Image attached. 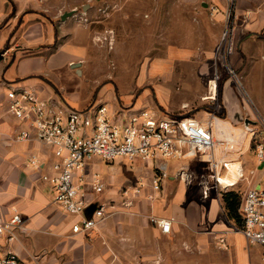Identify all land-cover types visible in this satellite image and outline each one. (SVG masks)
<instances>
[{
  "label": "crops",
  "instance_id": "obj_1",
  "mask_svg": "<svg viewBox=\"0 0 264 264\" xmlns=\"http://www.w3.org/2000/svg\"><path fill=\"white\" fill-rule=\"evenodd\" d=\"M167 2L172 1L158 0V7L152 8L150 0H127L126 9L114 17L116 34L125 28L132 49L142 43L144 51L164 50L153 56L145 53L138 61L136 75H131L129 64L128 68L121 64L127 69L121 67L115 77L125 72L131 77H185L186 72L191 77L195 73L181 67L213 64L226 22L227 2ZM213 2L217 9L212 12L208 3L211 6ZM77 5L70 0H0V51H7L0 58V217L8 219L17 209L26 227L15 241L8 243L1 238L0 244L13 250L22 264H264L263 246L249 243L241 226L228 218L222 196L225 190H235L243 197L250 188L264 189V160H259L253 136L245 129V120L256 121L257 112H250L231 80L224 88L226 111L221 123L224 133L237 143L233 149L220 146L214 150L216 160L228 161L230 169L222 162L215 169L204 154L134 161L120 156L111 163L130 160L140 173L137 183L126 193V185L117 184L110 175L108 182L103 177L105 188L97 193L91 175L100 174L103 159L94 157L88 162L83 183L88 201L84 215H92L95 207L103 204L106 216L92 232L73 231L79 217L66 214L54 203V186L43 178L57 173L54 164L59 159L43 143L16 140L18 132L30 126L9 111L6 93L8 85L31 86L56 106L62 107L65 101L76 108L75 100L67 98L73 90L69 77H111V72L101 67L103 20L81 23ZM82 7L85 11L93 5ZM71 10H75L73 15L61 18ZM185 12L201 25L197 43L190 45L184 44L181 33ZM119 17L125 18L124 27L119 25ZM156 21L159 31L153 29ZM191 23L194 25L193 20ZM233 26L236 51L231 59L234 65L250 68L245 77H257L250 87L258 97L257 111L264 120V0H236ZM75 63L80 66L73 67ZM106 88L87 107L102 103L97 100ZM138 101L120 103V110ZM110 109L115 112L112 106ZM215 134L221 133L215 130ZM32 154L42 164L31 165ZM216 171L234 183L218 185ZM238 171L241 176H237ZM156 174L160 175L159 190L153 187ZM139 182L142 191L136 193ZM154 216L171 220V231L164 233L152 221Z\"/></svg>",
  "mask_w": 264,
  "mask_h": 264
},
{
  "label": "built area",
  "instance_id": "obj_2",
  "mask_svg": "<svg viewBox=\"0 0 264 264\" xmlns=\"http://www.w3.org/2000/svg\"><path fill=\"white\" fill-rule=\"evenodd\" d=\"M225 1L226 22L217 53L229 60L236 49L233 37L236 0ZM210 7L212 12L217 9L214 2ZM81 20L88 21V17L81 16ZM6 53L7 51H0V58H4ZM212 88L215 94L209 97L215 99L217 85L213 83ZM6 95L9 111L30 126L20 130L16 140L43 143L51 147L59 159L54 164L57 173L45 174L43 178L54 186V203L66 214L79 217L72 225L75 233L94 231L106 216L103 204L95 207L92 215H84L88 201L83 183L87 178L90 159L99 157L112 162L120 156L134 161L137 158H187L204 154L215 169L219 162L230 169L228 161L216 160L214 150L220 146L225 150L233 149L237 143L236 138L224 133L222 115L215 110L209 109L207 117L200 119L195 116L166 115L160 109L147 108L130 114L127 119L124 110L128 107L118 114H114L105 103L90 105L82 111L66 102L60 107L42 99L36 88L31 86L8 85ZM256 124L262 127L260 132L251 123L245 129L253 136L259 160H264V135H261V132L264 133V120L259 115ZM215 130L221 134L216 135ZM29 162L33 166L42 164L36 154L30 156ZM241 175L240 172L237 173V176ZM214 178L218 185L231 186L234 183L223 179L217 171ZM91 181L95 192L101 193L104 190L105 182L98 172L91 175ZM153 187L155 190L161 187L158 174L154 176ZM141 191L142 184L139 182L135 192ZM240 212L243 217L240 231L249 243L259 244L264 249V189L247 190L241 199ZM152 221L164 233L171 231V220L154 216ZM24 231V218L17 209L13 210L8 219L0 217V239L4 238L11 243ZM262 259L264 261V250ZM0 264H22V261L13 250L0 244Z\"/></svg>",
  "mask_w": 264,
  "mask_h": 264
},
{
  "label": "rangeland",
  "instance_id": "obj_3",
  "mask_svg": "<svg viewBox=\"0 0 264 264\" xmlns=\"http://www.w3.org/2000/svg\"><path fill=\"white\" fill-rule=\"evenodd\" d=\"M70 1L72 4L78 3L77 9L79 8L81 12L79 15L81 23H88L91 19L103 20L101 30L104 31V34L101 35V38H99V41L101 40L100 42L103 46V50H101V52L104 66L101 67L104 72H106L105 70H107L108 73L111 72V77H69L73 90L70 91L69 94L67 93V98L68 100H75L74 103H77L76 109L81 111L84 110L90 102L97 99L99 92L103 91V89L107 87L106 89H108V91L102 93V96L97 100V102L105 103L109 107L112 106L115 111L114 114H118V112L121 111L120 103L130 105L139 99L135 105L124 110L125 117L127 119L132 113L147 108H155V106L161 111L178 116H195L198 118H202V116L207 117V111L209 109L215 110L223 116L226 111L223 98L224 88L226 82L231 80V83L235 86L238 93L246 101V106L249 108L250 112L252 111L253 114L254 112H257L256 117L260 115L257 111L258 108L256 105V103L258 104V97H255L254 90L250 87L251 82L254 80L256 81L257 77H245L250 68L248 70L247 66L245 67L243 65L240 67L239 65L233 64L231 58L236 49H234L230 55L229 60L223 59L222 55L217 53L218 43L216 46L213 64H208L199 68L191 64H186L181 67L182 71L195 73V75L191 74V77H187L186 72L184 73L185 77H131V75H136L138 61L141 57H144L145 53H151V56H153V54L162 53L164 50L161 51L156 48L155 50L144 51L142 50V43L135 45V48L132 49L127 43L125 28L121 30L120 33L117 32L116 34V28L114 27L113 22L114 17L117 13L120 14L124 9H126L127 0ZM150 1L152 8L158 7V0ZM171 1L173 2L174 0ZM172 2H167V5ZM82 4H92L93 7H88L84 11ZM208 7L209 10H211L209 3ZM199 8L201 9L203 6L199 4ZM89 10L90 12H88ZM184 14L185 16L182 19L183 24L181 32L183 42L184 44L189 45L197 43V37H199L197 34L201 31V28L199 29L201 25H199L192 17H188L186 12ZM81 16H87L88 21H82ZM191 20H193L194 25L191 23ZM170 23L168 20V24ZM119 25L124 27L125 18L121 19L119 17ZM157 27L158 25L156 21V26L153 29H155V31H159V28L157 29ZM171 31L173 32V28ZM173 39L174 35H172L171 41H173ZM97 55L98 53L95 56ZM97 57L100 56L98 55ZM121 64L127 66V68L130 65V76L127 75L128 72H125L122 74V77H115V73L117 71L120 72L122 68H126ZM261 78L264 79V77ZM213 83L217 85L215 99H211L209 97L210 95L215 94H213L212 90ZM71 95H73L74 98ZM259 125L260 124H255L254 126L259 129ZM261 135H264V133L261 132ZM99 170L101 171L100 176L102 178L105 177L107 182L110 179L109 176L114 175V181L117 184L124 183L126 187L129 188L127 189L124 187V192H131V189L134 187V183H137L140 175L137 167H133L131 161L127 159L116 163L103 160V163L99 166Z\"/></svg>",
  "mask_w": 264,
  "mask_h": 264
},
{
  "label": "trees",
  "instance_id": "obj_4",
  "mask_svg": "<svg viewBox=\"0 0 264 264\" xmlns=\"http://www.w3.org/2000/svg\"><path fill=\"white\" fill-rule=\"evenodd\" d=\"M222 196L228 218L237 225L242 226L243 217L240 212L241 193L231 189L223 191Z\"/></svg>",
  "mask_w": 264,
  "mask_h": 264
},
{
  "label": "water",
  "instance_id": "obj_5",
  "mask_svg": "<svg viewBox=\"0 0 264 264\" xmlns=\"http://www.w3.org/2000/svg\"><path fill=\"white\" fill-rule=\"evenodd\" d=\"M87 6L88 5H85V7L84 8H87ZM75 13V10H71V11H66V12H64L63 14H62V19H66L68 16H71V15H73ZM80 66V63H75L74 65H73V67H79ZM65 102V101H64ZM255 124L256 123V121H253V120H251V119H246L245 120V126L248 128L249 127V124Z\"/></svg>",
  "mask_w": 264,
  "mask_h": 264
}]
</instances>
